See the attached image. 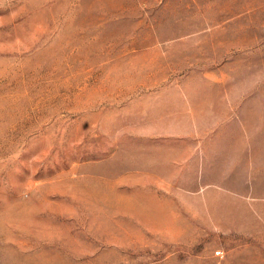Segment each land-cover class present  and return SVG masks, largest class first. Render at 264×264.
Returning a JSON list of instances; mask_svg holds the SVG:
<instances>
[{
	"label": "rangeland",
	"instance_id": "374dc122",
	"mask_svg": "<svg viewBox=\"0 0 264 264\" xmlns=\"http://www.w3.org/2000/svg\"><path fill=\"white\" fill-rule=\"evenodd\" d=\"M0 264H264V0H0Z\"/></svg>",
	"mask_w": 264,
	"mask_h": 264
}]
</instances>
